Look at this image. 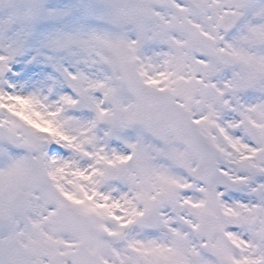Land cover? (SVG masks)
Segmentation results:
<instances>
[{
  "label": "snow or ice",
  "instance_id": "obj_1",
  "mask_svg": "<svg viewBox=\"0 0 264 264\" xmlns=\"http://www.w3.org/2000/svg\"><path fill=\"white\" fill-rule=\"evenodd\" d=\"M0 264H264V0H0Z\"/></svg>",
  "mask_w": 264,
  "mask_h": 264
}]
</instances>
